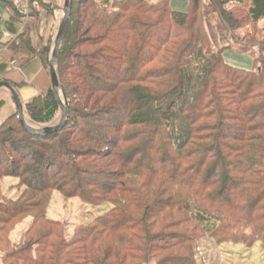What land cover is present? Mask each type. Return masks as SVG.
Listing matches in <instances>:
<instances>
[{
    "label": "trees",
    "instance_id": "1",
    "mask_svg": "<svg viewBox=\"0 0 264 264\" xmlns=\"http://www.w3.org/2000/svg\"><path fill=\"white\" fill-rule=\"evenodd\" d=\"M208 18L230 43L211 54ZM263 20L264 0H189L186 11L170 0H73L55 63L68 102L66 123L51 134H33L17 106L0 122V181L15 177L21 183L17 199L0 198V211L8 218L42 215L57 188L65 198L111 206L99 214L84 210L86 222L73 232H60L62 220L45 211L39 217L53 228L36 242L20 243V259L128 264L122 252L132 259L138 251L150 256L148 243L138 249L125 231L156 215L160 204L175 208L178 222L201 228L192 234L196 241L219 242L224 233L240 237L241 229L254 236L252 242L264 243V225L255 228L256 210L264 211V27L241 30ZM4 44L14 56L0 62L1 81L11 79L14 62L24 66L40 58L47 66L51 58L52 46L34 47L29 29ZM226 49L250 54L253 67L227 62ZM23 104L26 119L40 127L62 112L52 86ZM140 190L154 196L150 203ZM157 232L153 238L164 243L165 229ZM115 235L116 244L106 243Z\"/></svg>",
    "mask_w": 264,
    "mask_h": 264
},
{
    "label": "rangeland",
    "instance_id": "2",
    "mask_svg": "<svg viewBox=\"0 0 264 264\" xmlns=\"http://www.w3.org/2000/svg\"><path fill=\"white\" fill-rule=\"evenodd\" d=\"M170 4L174 9L186 11L189 6V0H170ZM207 23L214 43V46H212V48L208 51L211 54L216 49H223L227 47L230 43L219 35L215 27V22L212 18H208ZM263 27L264 20L261 21L255 28L245 26L241 30L243 32H246V30L247 32L251 31V33H253L255 32V29L261 31ZM53 49L54 48H52L51 56ZM223 55L226 61L233 65L248 69L253 67L254 59L248 53H240L233 49H226ZM14 111H16L15 103L12 102L11 99H5L2 106H0V122L5 120ZM61 114L62 112L59 111L57 118L52 123L56 122L60 118ZM28 122L30 121L28 120ZM32 124L36 125L34 123ZM4 170L5 169L0 172ZM56 179L59 183L63 177L58 176L54 180ZM20 184L21 183H19L18 178L15 177L1 178L0 198L3 199L8 196H12L17 199L20 191L16 190L15 187H20ZM62 194L63 193L58 188L55 189V191L51 192L47 197V199L49 198V200H51L48 208H45L43 213V207L38 209L42 215L46 211L48 218L51 217L52 219L62 220L60 227H58L60 232H64V230H70V232H73L77 224L80 222H86L84 221V218H87V214H83L84 210H93L95 213L99 214L106 211L111 206L110 204H104L99 207H94V205L86 204L80 197H72L71 199L66 197V199ZM236 194L240 195L238 192ZM140 195L144 196L147 203H150L149 200H152V197H154L151 196L152 194H149V197L146 196L147 192H144V190L143 192L140 190ZM127 196L130 197V194H127ZM7 199L8 198L5 200ZM237 199L238 197H233L232 201L236 202ZM233 206L236 208V205ZM261 210L262 209L256 210L260 213V215L256 216L255 228H257V225H264V218L262 217L264 215V211ZM154 211L156 215H151L149 218L147 216V218L143 221L139 220L138 223L130 226L131 229H129V231L128 229L125 231L128 234L134 235L133 238L137 243L136 245L138 249L144 247L145 243H148V246H150V256L147 257L143 255V252L138 251L134 253L136 255V259H132L131 255L130 257H127V253L122 252L124 255L122 258L125 261L127 260L128 264H264V243L260 241L252 242L254 236H244L241 233V229L239 232L240 237L236 233L232 234L230 237L226 236L225 233L220 236L221 240L226 238L227 242H220L221 240L216 242L211 238L205 237L196 241L194 240L192 234H201V228L195 231V229H193L194 224L192 222H178L177 210L175 208L163 209V205L160 204L159 209L155 208ZM246 211L248 214V208ZM120 212L124 215L132 214L130 211L127 212L126 210H121ZM234 212H237L239 216L245 215V212L239 207H237ZM30 213L31 215L19 214L8 218L0 211V264H29L27 261L20 259V243H27L29 241L36 242L44 232L50 231L53 228L52 225L47 222L46 218L39 217L42 216L39 212L33 211ZM110 213L112 214L115 212L111 211ZM136 216H140L139 211H137ZM140 222L145 224L144 228L139 227ZM148 225H150L149 228H147ZM163 228L165 229L164 234H166V236H164V238L166 239L164 240V243L159 244V241H163V239L159 240V238L156 239L153 237L155 236L156 231H158L157 236H159L158 233L160 229ZM179 234H183L182 238ZM23 237L25 240H23ZM161 238H163L162 235ZM116 239L117 235H115L112 240H106V243L116 244ZM55 240L58 241L59 239L55 238ZM152 242H155L156 245L159 244L160 246L152 248ZM17 247L19 249H17ZM105 251L106 250H103L102 252ZM10 253L12 257H10ZM186 259H188L190 263H186ZM113 261V258H110L108 263H117L116 261Z\"/></svg>",
    "mask_w": 264,
    "mask_h": 264
},
{
    "label": "crops",
    "instance_id": "3",
    "mask_svg": "<svg viewBox=\"0 0 264 264\" xmlns=\"http://www.w3.org/2000/svg\"><path fill=\"white\" fill-rule=\"evenodd\" d=\"M13 1L8 3L0 0V62L10 60L14 56L13 50L4 43L14 40L27 29L31 33L34 47L40 48L44 44H50L54 48L66 2V0ZM2 77L3 74L0 72V82ZM10 78L6 81L13 85L22 80L25 81L23 85L17 86L23 102H27L40 93H46L52 86L49 67H46L40 58H34L24 66L14 62ZM0 97L14 102L7 88L0 89Z\"/></svg>",
    "mask_w": 264,
    "mask_h": 264
},
{
    "label": "water",
    "instance_id": "4",
    "mask_svg": "<svg viewBox=\"0 0 264 264\" xmlns=\"http://www.w3.org/2000/svg\"><path fill=\"white\" fill-rule=\"evenodd\" d=\"M72 6H73V0H66L65 6H64V16H63V19L61 21V24H60V27H59V30H58V33L56 36V41H55V46L53 49L52 56H51L50 60L48 61V67H49V72H50V76H51L52 87L54 89V92H55V94L59 100V103H60L61 109H62V114H61L60 118L56 122H54L50 125L43 126V127L33 125L32 123L28 122V120L26 119L24 104H23V101L20 97L18 90L9 81H1L0 82V89L1 88H7L8 90H10V92H11V94L15 100L17 110L19 112V117H20L22 123L24 124L25 128L33 134H37V135L51 134L55 131L62 129L66 123V119L68 116V102L66 100V97H65L62 89H61V84L59 81L58 72H57V68H56L55 63H56L57 58H58V53H59L61 42H62V39L64 36V32H65L68 20H69L70 15H71Z\"/></svg>",
    "mask_w": 264,
    "mask_h": 264
}]
</instances>
